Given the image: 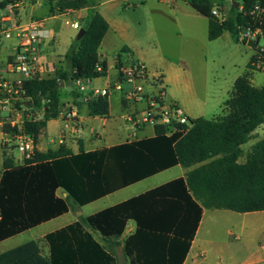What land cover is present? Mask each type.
I'll list each match as a JSON object with an SVG mask.
<instances>
[{
	"label": "trees",
	"instance_id": "16d2710c",
	"mask_svg": "<svg viewBox=\"0 0 264 264\" xmlns=\"http://www.w3.org/2000/svg\"><path fill=\"white\" fill-rule=\"evenodd\" d=\"M22 1L3 0L0 8ZM44 1L54 15L84 8H89L90 14L83 25L85 35L76 39L65 54L66 67H58L53 76L23 83L30 99L26 104L43 114L24 122V133L35 143L48 122L60 116L61 81L68 84L107 75V62L98 53L109 29L108 21L95 10L101 0ZM182 1L208 18L210 40L228 31L237 43L239 25L251 21L245 13L255 4L264 7V0H231L240 2L241 8L233 4L227 21L220 23L212 14L216 0ZM126 53L129 50L124 47L118 55V67ZM87 104L91 116L109 114L107 97H95ZM224 105L226 113L220 118L189 119L190 127L174 125L173 130L170 125H156L152 138L100 151L85 152L81 148L80 153L74 154L66 145L46 152L36 150L22 167H15L12 156L4 151L0 241L174 166L191 170L185 177L47 234L48 257L42 255L37 242L30 241L1 253L0 264H118L116 257L86 227L99 232L104 239H119L129 220H134L137 228L124 240L128 264H183L204 209L264 211V138L253 146L244 163L239 162L242 145L264 124V84L256 87L249 75L239 77ZM3 131L9 135L18 132L8 123ZM58 189H63L67 196H59Z\"/></svg>",
	"mask_w": 264,
	"mask_h": 264
},
{
	"label": "crops",
	"instance_id": "0c3cea01",
	"mask_svg": "<svg viewBox=\"0 0 264 264\" xmlns=\"http://www.w3.org/2000/svg\"><path fill=\"white\" fill-rule=\"evenodd\" d=\"M1 1L3 0H0V2ZM164 1L167 3V0H161V2ZM172 2L176 3V0H172ZM129 4L130 0H101L95 7V10L102 14L109 23L108 32L106 33L98 51L100 59L107 62V75L105 77L94 78L89 82H86L87 88L89 90L93 88H105L110 83L115 82V80L120 75L117 57L122 49L127 47L129 54L134 59L144 63L148 69L150 79L145 88L146 92H150L151 94L155 95L161 89L164 90L165 103L168 105L175 103L181 106L188 118L191 119V114L197 113L199 111L197 107H206L207 103L205 101H200L197 98L193 89L194 86L192 77L189 75V71L182 68L176 62L166 58V56H164L160 51H155L152 54H148V52H145L142 49L141 41H139V43L136 42L135 44L127 45H124V41L121 42V36L126 31V26L115 16V11L120 6H126ZM45 7L47 9L44 11V16H40V11H42V9ZM16 10V13L20 16L22 21L27 23L31 21L42 22L44 28L49 33V37L45 38L41 45L43 52L41 64L43 65L44 71L42 73V78L53 76L56 73L58 67L65 68V54L71 46L72 38L67 40V46L64 48V50H59V44L56 41L57 32L53 27L49 26V21L62 16H67L71 18V21H67L69 23L66 22L68 25L71 26L72 22H78L80 23V27H83L84 23L89 18V8L69 11L60 15H54L50 12V5L44 0H23L21 3H17ZM71 28L73 27L71 26ZM231 38L235 43H237L232 35ZM117 44L118 46H116ZM242 44L251 49L253 54L250 58L245 73L242 72L231 81V91L228 90L226 96H223L221 102H219L222 103L223 106H225V101L232 95L235 82L239 77L249 75V77L255 81L257 72H260L250 70V62L252 61L255 54L254 48L246 43ZM103 46H106L105 50L108 48L106 52H103ZM16 49V43L10 42L4 43L0 48V69L4 71V76L8 77L10 80H20L23 78L21 75L10 73L6 69V63L11 60L13 54L16 52ZM109 53L114 54V59L112 61L109 60ZM263 84L264 78L262 83L256 87H261ZM130 87L131 86H127V88ZM229 87L227 89H229ZM175 89L178 90V93H180L179 97L172 96V92ZM117 93L120 92H114L110 97H107L110 105L109 114L107 116H91L89 114L88 104L82 100V95L77 92L76 82L72 81L68 84L65 83L64 87L61 88L60 116L59 118L50 120L48 122L47 127L43 130L36 143L37 151L46 152L50 149L57 150L61 145H66V147L74 154H78L81 152V148H83L85 152L100 151L124 144L128 141L154 137L156 135L154 126L144 125L138 129L133 126V124L128 119V114L133 111L131 105L123 97L122 93H120V96L116 95ZM146 106L147 104L145 103L138 105V117H141V111L142 109L146 108ZM8 113L9 111L7 109L0 110V137L3 150V160L0 162V176L4 171V151H10V153L8 151L7 152L10 156H12L15 167L24 166L26 160L22 155L15 156L14 148L16 147V143L11 138L12 135L6 134L3 131L4 124H2V119H5ZM22 114H24L23 111ZM197 115L199 116L201 114ZM199 117H194V119ZM220 117L221 116L216 118H205L217 119ZM241 149L242 155L239 159V162L244 163L247 158L244 159V151L242 147ZM241 159L242 161H240ZM177 167L182 166H174L154 174L101 199L91 202L83 207L102 202L103 205L95 210L98 212L143 194L169 181L180 177H185L186 174L191 170V168H184L183 171H181L176 176L168 178L164 181L152 183L140 192L132 191L131 194L123 196L115 201H110L109 199L110 197L116 196L117 194L128 191L130 192L131 189H133L136 185L142 184L148 180H154L160 174ZM57 194L62 197L67 196V193L63 189H58ZM83 207L75 206L71 208L68 213L35 227L38 228L46 224H52L57 220L65 218V216L69 215L71 212H73L74 216L75 214L79 215L77 216L79 218L71 219L68 217L64 219V221L57 223L48 231L44 232L38 241H35L38 243L41 253L44 257H48L50 254L49 244L46 242L45 236L66 225L77 221H82L88 217L81 216L82 213L79 211ZM136 228V222L134 220H129L123 236L119 239H104V237L99 232L94 231L89 227H86V230L91 232L97 241L106 246L107 249L116 257L118 264H120V258L115 254V247L120 245L124 253V240L131 234L135 233ZM94 232H96V234ZM11 238L0 241V244L8 241ZM263 239L264 211L239 213L227 209H204L198 229L196 230L194 238L191 241L190 249L183 264H202L204 262L207 264H212L213 259L216 256H218V261L216 264H264V243H261ZM239 252L241 254L247 253V259L243 262H240L242 258L240 256L242 255H238ZM124 256V264H128L129 260L125 253Z\"/></svg>",
	"mask_w": 264,
	"mask_h": 264
},
{
	"label": "rangeland",
	"instance_id": "374dc122",
	"mask_svg": "<svg viewBox=\"0 0 264 264\" xmlns=\"http://www.w3.org/2000/svg\"><path fill=\"white\" fill-rule=\"evenodd\" d=\"M215 3L223 7L229 15L233 5L231 0H216ZM46 9L45 7L40 11V16H44ZM14 10L17 11L16 7ZM115 16L126 26V31L121 36V42L124 41V45L135 44L141 41L142 49L148 52V54L160 51L166 58L189 71L197 98L207 103L206 107H197L199 111L191 114V119L199 116L216 118L226 113L225 106L219 102H221L223 96H226L228 90L231 91L232 87L230 84L233 78L242 72L245 73L253 54L251 49L242 43H235L229 32H225L216 40H210L208 37V18L198 13L182 0H176V3H173L172 0H167V3L165 1L161 2V0H130L129 5H122L115 11ZM67 21H71V18L62 16L49 21V26L53 27L57 32L56 41L59 44V50L66 48L68 39L72 38L73 43L77 39L79 32V29L75 30L71 28L66 23ZM6 42L17 44L16 39L7 40L4 43ZM105 47L103 46V52L108 50V48L105 50ZM108 56L110 61L114 59L113 53H109ZM263 78L264 73L257 72L255 81L252 79V84L259 86ZM228 87L229 89H227ZM116 95L120 96V93ZM172 96L179 97L180 93L175 89L172 92ZM197 114L201 115L198 116ZM263 138L264 124L259 126L252 134L251 139L242 146L244 159L247 158L253 146ZM7 151L10 153L9 150ZM14 154L15 156L21 155L17 147L14 148ZM2 160L3 150L0 137V162ZM183 169L182 167H177L164 172L154 180H148L136 185L130 192L117 194L109 199L110 201H115L131 194L132 191L140 192L152 183L176 176ZM102 205V202L92 204L81 208L79 212L82 213V217H86L96 212L95 210ZM77 216L79 215L75 214L74 216L73 212H71L65 218L57 220L52 224H46L16 235L0 244V253L30 241H38L44 232L57 223L64 221L68 217L71 219L79 218ZM94 233L96 234V232ZM261 243H264V239ZM115 249V254L120 258V264H124L125 256L122 247L119 245ZM238 255H242L240 256L242 257L240 262L247 259V253L241 254L239 252ZM217 261L218 256L213 259L212 264H216Z\"/></svg>",
	"mask_w": 264,
	"mask_h": 264
},
{
	"label": "built area",
	"instance_id": "2783aa9c",
	"mask_svg": "<svg viewBox=\"0 0 264 264\" xmlns=\"http://www.w3.org/2000/svg\"><path fill=\"white\" fill-rule=\"evenodd\" d=\"M17 4H9L0 8V48L7 40L16 39V52L10 61L6 63V69L13 74H19L23 78L20 80H10L4 76V71L0 69V110H8L2 124L8 123L11 127L17 128L18 132L11 138L16 143V147L25 159H31L37 148L34 139L24 133L25 119L41 118L42 112L34 111L26 104L30 101L26 97L23 83L25 80L42 78L43 65L42 41L49 37L48 31L42 22L22 21L14 8ZM241 8V7H240ZM212 14L217 17L220 23L227 21L229 15L218 4L212 8ZM245 16L251 21L246 25H239L238 38L242 43H246L254 48L255 54L250 62L251 71L264 72V7L260 4L253 5ZM69 23V22H67ZM71 26L80 29L78 22H72ZM119 60L117 59V64ZM1 67V66H0ZM102 67H98L101 71ZM120 75L115 82L110 83L105 88H93L89 90L86 82L91 79L76 80L77 91L82 95V100L88 103L95 97H110L114 92L122 93L126 101L129 102L132 112L128 114L129 121L135 128L144 125H186L190 127V120L184 110L177 104L168 105L164 101V90L157 94L146 92L145 88L149 82V72L146 65L134 59L129 53L123 56V63L119 67ZM252 83V79L250 78ZM127 86H131L127 88ZM145 103L146 108L142 109L141 117H138V105ZM22 111L24 114H22ZM73 117V116H72ZM221 264V263H220Z\"/></svg>",
	"mask_w": 264,
	"mask_h": 264
},
{
	"label": "water",
	"instance_id": "95a60500",
	"mask_svg": "<svg viewBox=\"0 0 264 264\" xmlns=\"http://www.w3.org/2000/svg\"><path fill=\"white\" fill-rule=\"evenodd\" d=\"M232 3L235 5V8H239L240 7V2H232ZM85 31L86 30L83 27H81L79 29V32H78V35H77V40H81L83 38V36L85 35ZM64 84H65L64 81H61L59 83V88L64 87ZM30 105H32L31 102H30ZM170 129L173 130V124H172V122L170 124Z\"/></svg>",
	"mask_w": 264,
	"mask_h": 264
}]
</instances>
